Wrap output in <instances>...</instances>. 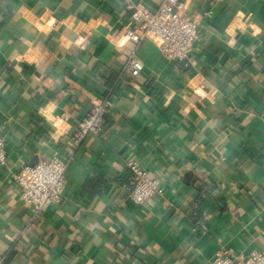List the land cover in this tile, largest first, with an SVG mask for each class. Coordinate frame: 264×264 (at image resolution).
<instances>
[{"label":"crops","instance_id":"crops-1","mask_svg":"<svg viewBox=\"0 0 264 264\" xmlns=\"http://www.w3.org/2000/svg\"><path fill=\"white\" fill-rule=\"evenodd\" d=\"M0 0V257L6 264H210L264 252V0H182L199 20L186 60L143 40L119 76L136 2ZM109 94L102 132L73 142ZM68 116L65 120L63 117ZM67 163L60 199L34 214L12 174ZM134 161L163 190L127 199Z\"/></svg>","mask_w":264,"mask_h":264},{"label":"built area","instance_id":"built-area-1","mask_svg":"<svg viewBox=\"0 0 264 264\" xmlns=\"http://www.w3.org/2000/svg\"><path fill=\"white\" fill-rule=\"evenodd\" d=\"M182 0H160L155 7H148L136 2L130 18L135 30L124 33L123 39L132 42L133 49L127 53L122 63L119 76L136 77L143 64L137 57V49L145 39L157 42L162 55L172 61L186 60L199 38V20L183 15ZM111 107L109 94L94 103L78 122L73 142L79 145L88 135H99L102 124ZM65 120L68 116L63 117ZM6 138L0 134V165H7ZM127 170L134 176V185L128 192L127 199L133 204H143L154 195H161L163 190L157 178L147 176L145 170L134 161H127ZM67 163L56 158H44L32 166H24L12 179L18 186L19 198L27 204L34 214H42L52 203L58 201L65 186ZM0 264H6L0 257ZM210 264H264V252L255 251L242 255L230 248H220Z\"/></svg>","mask_w":264,"mask_h":264},{"label":"trees","instance_id":"trees-1","mask_svg":"<svg viewBox=\"0 0 264 264\" xmlns=\"http://www.w3.org/2000/svg\"><path fill=\"white\" fill-rule=\"evenodd\" d=\"M131 189H132V187H131ZM11 255H12V251H10V252L7 254V256H6V258H5V263H7V260H9V258H10Z\"/></svg>","mask_w":264,"mask_h":264},{"label":"water","instance_id":"water-1","mask_svg":"<svg viewBox=\"0 0 264 264\" xmlns=\"http://www.w3.org/2000/svg\"><path fill=\"white\" fill-rule=\"evenodd\" d=\"M28 166H32V165H28Z\"/></svg>","mask_w":264,"mask_h":264}]
</instances>
